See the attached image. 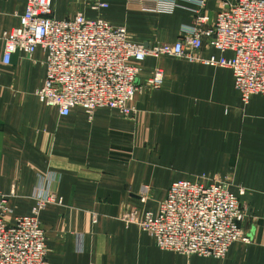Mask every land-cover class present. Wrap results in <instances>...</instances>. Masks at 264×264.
I'll use <instances>...</instances> for the list:
<instances>
[{"label":"crops","instance_id":"1","mask_svg":"<svg viewBox=\"0 0 264 264\" xmlns=\"http://www.w3.org/2000/svg\"><path fill=\"white\" fill-rule=\"evenodd\" d=\"M161 1L174 6L52 3L58 20L81 13L124 27L135 43H174L192 25L199 2L212 18L232 0ZM98 2L106 7L91 9ZM25 3L0 0V196L9 220L30 216L53 196L38 217L47 264H264V98L243 104L226 68L147 58L141 77L160 67L165 87L137 93L129 118L106 108L91 120L81 108L62 117L36 95L46 72L40 48L30 59L16 54L3 63L4 34L18 25ZM201 55L219 56L209 47ZM202 175L226 182L244 208L250 242L233 244L224 258L161 251L151 236L119 221L122 210L134 207L156 215L174 182Z\"/></svg>","mask_w":264,"mask_h":264},{"label":"built area","instance_id":"2","mask_svg":"<svg viewBox=\"0 0 264 264\" xmlns=\"http://www.w3.org/2000/svg\"><path fill=\"white\" fill-rule=\"evenodd\" d=\"M127 1H154L161 11L174 6L161 0ZM197 6L192 25L181 31L176 42L135 43L124 27L102 18L88 20L78 13L58 20L52 0H26L18 25L4 34L3 63L9 65L16 54L30 59L40 48L46 72L36 95L62 117L81 108L91 120L96 109L106 108L129 118L137 93L160 90L166 82L160 67L141 77L147 58L170 57L226 68L243 104L254 96L264 98V0H232L212 18L203 1ZM105 7L98 2L91 9ZM204 47L219 56L202 57ZM49 197L53 196L39 201L30 216L9 220L6 198L0 196V264H47L46 237L38 217ZM140 200L144 203L146 197ZM244 213L226 183L202 175L194 181L174 182L156 215L130 208L118 219L125 228L151 236L161 251L222 259L233 244L250 242L242 227Z\"/></svg>","mask_w":264,"mask_h":264},{"label":"rangeland","instance_id":"3","mask_svg":"<svg viewBox=\"0 0 264 264\" xmlns=\"http://www.w3.org/2000/svg\"><path fill=\"white\" fill-rule=\"evenodd\" d=\"M164 87H165V84H164ZM164 87H163V88H164ZM181 181H184V180H181ZM224 183H226V182H224ZM226 184H227V183H226ZM229 191H230V190H229ZM159 204H160V203H159ZM134 208H135V207H134ZM129 209H130V208H129ZM125 210H128V209H125ZM125 210H122V211H125ZM122 211H121V212H122ZM146 211H147V210H146ZM148 212H150V211H148ZM150 213H151V212H150ZM8 214H9V213H8ZM8 214H7V215H8ZM31 214H32V213H31ZM7 215H6V218H7ZM24 217H26V216H24ZM15 218H16V217H15ZM7 219H8V218H7ZM43 231H44V230H43ZM45 237H46V234H45ZM46 247H47V246H46Z\"/></svg>","mask_w":264,"mask_h":264}]
</instances>
